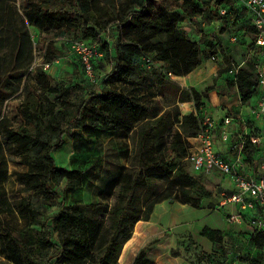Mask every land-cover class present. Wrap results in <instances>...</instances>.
Here are the masks:
<instances>
[{
    "label": "trees",
    "instance_id": "16d2710c",
    "mask_svg": "<svg viewBox=\"0 0 264 264\" xmlns=\"http://www.w3.org/2000/svg\"><path fill=\"white\" fill-rule=\"evenodd\" d=\"M15 1L0 0V72L5 69V73L24 70L33 63L30 35L24 30L5 27L8 5ZM107 2L112 10L99 0H23L22 13L29 24L57 29L59 35L73 31L85 33L90 38L85 40L88 43H99L100 31L115 21L120 38L110 46L102 44L107 58L113 62L109 73L112 83L139 85L150 81L149 74L138 72V67L147 68L143 57H150L174 76L190 73L209 58L208 51L215 58L214 43L205 46L208 50L199 48L197 42L179 30L175 12L148 14L155 0H125L117 5L113 0ZM215 3L221 19L236 5L233 0H215ZM201 7L197 0L182 3V10L188 16L199 13ZM221 8L226 9L224 15L220 14ZM250 29L253 33L252 26ZM50 47L51 43L44 52V63L54 59ZM246 63L236 75L228 71V80L236 86L242 104H248L258 95L256 61L250 59ZM73 91L83 94L71 99ZM180 94L178 101H194L197 114H181L178 108L163 109L154 98L141 102L113 86H104L98 93L79 82L70 85L53 82L41 67L34 68L33 82L24 83L17 107L24 123L10 127L4 117L0 118L6 140L14 153L20 155L19 162L26 166L19 180L28 194L7 205L0 192V215L15 211L26 221L33 242L22 246V264H119L120 253L135 224L148 220L157 203L176 199L181 204L201 207L211 192L197 177L200 173L191 169L188 138L199 132V119L203 117L200 100L207 98V94L194 88L181 90ZM30 124L34 130L28 128ZM77 129L129 134L131 166L107 183L101 203L73 202L61 205L51 217H42L45 203L60 196L61 181L69 189L83 183L81 169L58 165L52 154ZM3 150L0 144V158ZM1 163L0 184L6 176V160ZM107 196L113 197L110 205L105 203ZM2 229L5 237L16 241L8 230ZM200 234L221 246L224 244L220 229L204 226ZM250 237L255 247H264V231L250 230ZM147 251L148 248H141L131 264H155ZM171 254L179 257L174 251ZM247 264H264V252L258 251Z\"/></svg>",
    "mask_w": 264,
    "mask_h": 264
},
{
    "label": "rangeland",
    "instance_id": "374dc122",
    "mask_svg": "<svg viewBox=\"0 0 264 264\" xmlns=\"http://www.w3.org/2000/svg\"><path fill=\"white\" fill-rule=\"evenodd\" d=\"M113 1L116 5L125 2V0ZM99 2L112 10L107 0H99ZM155 2L156 4L148 10V14L155 16L160 11L175 12L179 19V30L189 39L197 42L199 48L206 49L205 46L209 42H213L217 47L215 58H211V52L208 51L209 58L202 62L209 69H213L214 66L219 67V69L214 68L216 76L211 78L214 85L216 81H222L227 88H230L233 84L228 80L229 69L239 65L242 61H244L242 66H246L247 61L255 60L256 54L249 52V43L253 38L250 29V15L242 3L235 1L236 5L233 10L226 18L221 19L217 13L215 0H197L202 7L201 11L194 16H188L183 12V0H155ZM8 8L5 27L26 31L33 45V63L30 67L18 72L5 73V69L0 72V118L4 117L8 126L17 127L24 123L17 107L22 99L24 83L33 82L35 67H41L53 82L64 81L67 85L79 82L82 86L89 87L98 93L104 86H113L138 101L147 102L154 98L163 109L178 108L181 113L177 105L181 96L180 91H189L192 88L183 87L187 74L170 77L166 70L154 61L150 67H145V69L138 67V72L149 74L152 77L145 84L133 85L110 81L109 73L113 62L107 58L102 44L110 46L120 38V28L116 27L115 21H110L100 31L99 43H88L86 41L90 39L89 36L82 32L73 31L59 35L57 29L29 24L22 13L23 0H16L9 4ZM239 31L242 32L241 35L238 34ZM73 41H82L86 45L96 43L95 53L91 56L92 75L85 72L80 55L71 46ZM49 43L52 44L50 48L54 59L46 67L47 63L43 62V55ZM58 54L60 56H57ZM208 90L209 87L201 93L205 95ZM82 94L73 91L70 98L74 99ZM248 106L243 116L244 120L239 119L236 122L237 129L232 132V128H223L226 129L227 138L224 140L222 136L213 137V143L215 139L217 147H219V140H222L224 146H235L243 141V156L249 163V171L256 174L259 161L264 156V140L257 145L249 141V136H260L261 120L253 98ZM199 107L201 110V106ZM28 128L34 130L32 124L28 125ZM0 144L4 149L3 158H0V168L3 167L2 160H6V176L0 184V192L3 193L6 204L10 205L18 196L28 194L23 191V185L19 180L26 166L19 162L20 155L14 153L2 128H0ZM230 151L229 158L235 157L238 148L232 149L231 147ZM52 154L58 165L81 169L84 179L80 186L71 189L65 186V181H61L58 186L60 196L45 203L42 217H51L61 205L73 202L101 203L107 183L115 180L120 173L130 168L132 141L129 134L121 131L93 133L77 129L72 137H65L62 147ZM188 171L192 173L191 169ZM197 177L210 190L211 196L204 200L200 208L183 205L176 202V199L163 200V205L156 206L152 219L150 215L148 220H140L136 223L130 239L122 248L118 258L119 264H131L133 255L135 256L141 248H148L146 254L156 264H177L171 254L173 251L179 255L177 257V259L180 258L179 264H247L258 251L264 252V247L261 249L255 247L250 237L251 229L246 223L226 224L224 222L230 206L219 207V201L221 192L230 190V179L217 171L200 173ZM112 202L113 197L107 196L105 203L110 205ZM0 216L2 228L8 230L17 241H11L5 237L3 229L0 228V264H22L21 258L24 254L22 246L33 244L26 221L21 219L15 211L3 212ZM204 226L220 228L224 233V244L221 246L203 237L200 231Z\"/></svg>",
    "mask_w": 264,
    "mask_h": 264
},
{
    "label": "built area",
    "instance_id": "2783aa9c",
    "mask_svg": "<svg viewBox=\"0 0 264 264\" xmlns=\"http://www.w3.org/2000/svg\"><path fill=\"white\" fill-rule=\"evenodd\" d=\"M242 3L248 9L250 24L254 30L249 52L256 54L255 72L258 95L255 108L260 116V136H249L252 144H258L264 138V0H233ZM226 9L221 8L220 14L224 15ZM71 46L80 55L85 72L92 75L91 56L95 53V44L86 45L82 41H73ZM92 48L94 50H92ZM256 50V51H255ZM252 53V54H253ZM145 65L149 67L153 64L150 57H143ZM244 64L229 69L231 75H236L238 69ZM48 63L46 64V67ZM170 77H173L168 72ZM229 116L224 117L222 125L230 123ZM217 120L211 115H204L199 119V132L195 137H191L194 142L189 141L188 160L191 169L196 173L220 172L230 179L232 188L229 191L221 192L219 207L233 205L234 209L225 216L228 224L246 223L251 231H264V156L261 157L257 166V173L249 171V163L242 153L243 141L232 146L238 148L237 155L227 159L219 155L213 144V130L217 125ZM222 139L227 138L226 129L221 131ZM241 144V145H240Z\"/></svg>",
    "mask_w": 264,
    "mask_h": 264
},
{
    "label": "crops",
    "instance_id": "0c3cea01",
    "mask_svg": "<svg viewBox=\"0 0 264 264\" xmlns=\"http://www.w3.org/2000/svg\"><path fill=\"white\" fill-rule=\"evenodd\" d=\"M216 26H217V23H216ZM250 27H251V24H250ZM241 33L242 32L239 31L238 34L241 35ZM233 38H231V39H233ZM214 68L219 69V67H217V66H214ZM214 68L209 69L206 67V64H204V63L200 64L198 67L193 69L190 73H188L185 76V85L183 87H185V88L192 87V88L196 89L198 92H202L203 90H205V88L209 87V90L207 91V98H204V97L202 98V105H200L201 106V112H202L203 116L208 114L217 120L218 124L216 125V127L213 130V137H216V136L220 137L221 136V129H223V128H228V127L232 128V132L234 131V129H237L236 128V125H237L236 122L239 119L244 120L243 116L246 114L247 108L249 107L248 106L249 103L248 104H242L241 103L240 95H239V92H238L235 85L231 86L230 88H227V86L222 81H220V82L216 81V84L214 85L213 80L211 79V78H214V76H216V70H214ZM256 100H257V97L253 98L254 104H256ZM177 105H178L179 109H181V114H188L191 112L194 114H197V111L195 108V103L193 100L178 101ZM226 116H229L231 118L230 123L227 125H222L221 120ZM236 132H237V130H236ZM213 137H212V139H213ZM189 140L191 142H194V140L192 138H189ZM262 140H264V138H262ZM213 144H214L215 151L219 155H221L227 159L232 158V157L229 158V155L231 152L230 150L232 147L231 145L230 146L229 145L224 146V143L222 142V140H219V145H218L219 147H217V143L215 142V139H214ZM255 145H257V144H255ZM231 188H232V184H231ZM176 202H178V201H176ZM203 202H204V200L202 201V203ZM163 203H164L163 201L157 203L154 207L153 212L155 211L157 205H163ZM183 205H185V204H183ZM227 206H230L228 212H230L234 209L233 205H227ZM153 212L151 214V219L153 216ZM224 222L226 224H228L225 221V218H224ZM136 225L137 224H135V226ZM216 229H220V228L217 227ZM133 257H134V255H133ZM173 258H174V261L177 264H179L180 258L179 259H177V257H173ZM155 264H156V262H155Z\"/></svg>",
    "mask_w": 264,
    "mask_h": 264
},
{
    "label": "water",
    "instance_id": "95a60500",
    "mask_svg": "<svg viewBox=\"0 0 264 264\" xmlns=\"http://www.w3.org/2000/svg\"><path fill=\"white\" fill-rule=\"evenodd\" d=\"M170 201H172V199H170Z\"/></svg>",
    "mask_w": 264,
    "mask_h": 264
}]
</instances>
